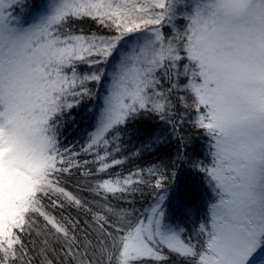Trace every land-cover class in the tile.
<instances>
[{
  "label": "snow or ice",
  "instance_id": "1",
  "mask_svg": "<svg viewBox=\"0 0 264 264\" xmlns=\"http://www.w3.org/2000/svg\"><path fill=\"white\" fill-rule=\"evenodd\" d=\"M85 20L112 35L74 31ZM97 97L74 150L66 119ZM152 121L141 150L174 144L168 164L88 184L98 209L66 188L123 164L130 125ZM146 190L139 216L110 203ZM66 207L92 222L50 211ZM0 264H264V0H0Z\"/></svg>",
  "mask_w": 264,
  "mask_h": 264
},
{
  "label": "trees",
  "instance_id": "2",
  "mask_svg": "<svg viewBox=\"0 0 264 264\" xmlns=\"http://www.w3.org/2000/svg\"><path fill=\"white\" fill-rule=\"evenodd\" d=\"M80 29H83L85 34L101 35L102 33H107L104 27L98 25L92 20H85L84 22L77 24L74 28V31H79ZM165 31L167 33L168 30L165 29ZM82 70H84L83 66ZM94 102L95 98L91 100L86 98L84 103L79 108L73 109L71 115L66 119V138L63 139V143L69 147H72L74 150H79L80 145L86 139L87 133L92 131L94 128ZM156 127L157 124L155 121L149 123L138 122L136 124L130 125L127 135L124 137V146L122 151L115 154L116 158L125 161L123 164L114 166L108 170V173H98L88 178L80 175L79 171L74 170V175L69 178L67 184L65 185L66 188L83 200L91 201L93 206L98 209L101 205L93 199V194L87 190L88 184H91L101 178H108L109 176L114 177L117 174L126 176L128 173L134 172L137 169H147L149 166L154 164L158 165L161 162L168 164L169 156L175 152L174 144L171 146H161V148L154 153L141 150L142 142L152 133L153 129ZM185 131L193 133L194 140V143L189 148L188 154L190 156L198 155L201 156V158L206 157L207 140L199 133H195L190 124L185 125ZM137 150H141V154L139 156L133 155V152ZM83 159L92 158L83 157ZM205 163H207L206 159ZM88 167L95 173V165H89ZM181 183L182 186L187 188L190 192L194 190V198L196 199L198 206L193 210L199 212L202 215L204 212L203 205H205L208 200V193L204 187L203 178L198 174H194L189 167L183 166L181 167ZM152 201L153 197L150 194V190H146L143 196L138 194L131 204H128L126 201L117 200H112L110 203L115 207L132 208L135 210V214L139 216L149 208V205L152 203ZM50 211H52V213L57 217L63 215L73 220L80 221L81 227H86L84 223L85 221H88L89 223L92 222V217L90 215H87L85 212L80 211L75 207H66L64 209L53 208L50 209ZM170 213V219L175 220L180 218L174 205L171 208ZM188 227L191 229L192 224L188 223Z\"/></svg>",
  "mask_w": 264,
  "mask_h": 264
},
{
  "label": "rangeland",
  "instance_id": "3",
  "mask_svg": "<svg viewBox=\"0 0 264 264\" xmlns=\"http://www.w3.org/2000/svg\"><path fill=\"white\" fill-rule=\"evenodd\" d=\"M23 18L26 20V21H31V19H32V16L31 15H23ZM99 25V24H98ZM106 29V28H105ZM106 31H107V33H102L101 35H98V36H110V35H112V33L108 30V29H106ZM128 45H125V47H127ZM85 70V69H84ZM94 91H96V90H94ZM103 95V93L102 92H100L99 93V96H102ZM102 101L97 97V98H95V102H94V117H95V113L96 112H98V108H99V105H100V103H101ZM94 124H95V118H94Z\"/></svg>",
  "mask_w": 264,
  "mask_h": 264
}]
</instances>
